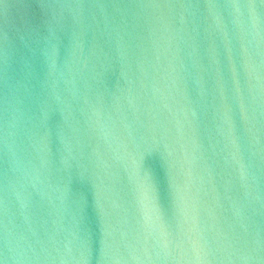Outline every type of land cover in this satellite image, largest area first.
Segmentation results:
<instances>
[{
    "label": "water",
    "instance_id": "obj_1",
    "mask_svg": "<svg viewBox=\"0 0 264 264\" xmlns=\"http://www.w3.org/2000/svg\"><path fill=\"white\" fill-rule=\"evenodd\" d=\"M0 264H264V0H0Z\"/></svg>",
    "mask_w": 264,
    "mask_h": 264
}]
</instances>
